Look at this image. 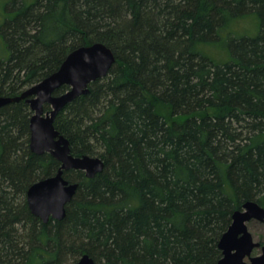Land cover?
Returning a JSON list of instances; mask_svg holds the SVG:
<instances>
[{"label":"trees","instance_id":"obj_1","mask_svg":"<svg viewBox=\"0 0 264 264\" xmlns=\"http://www.w3.org/2000/svg\"><path fill=\"white\" fill-rule=\"evenodd\" d=\"M0 95L17 96L77 47L107 44L109 73L56 118L104 169L63 219L32 213L31 184L61 162L30 149L33 110L0 108V264H217L248 200L264 206V0H9ZM253 16L254 33H237ZM221 44L218 61L201 46ZM68 88L64 86L58 92ZM50 109V105H45Z\"/></svg>","mask_w":264,"mask_h":264},{"label":"water","instance_id":"obj_2","mask_svg":"<svg viewBox=\"0 0 264 264\" xmlns=\"http://www.w3.org/2000/svg\"><path fill=\"white\" fill-rule=\"evenodd\" d=\"M116 62L113 50L103 42L82 45L72 50L60 68L26 88L17 96L0 95V108L9 103L26 100L33 115L30 120V149L37 153H51L61 162L59 170L51 176L35 181L27 191V201L33 214L44 222L51 218L63 219L67 204L79 187L65 177L68 170H83L93 178L104 169L102 157L90 154L75 155L68 137L56 127L59 112L76 97L90 92L91 82L106 76ZM64 86L68 88L58 92ZM49 104L50 109L45 105ZM264 221V206L248 200L233 214V221L219 241L222 257L217 264H264V244L249 230L248 222ZM256 248L262 252L253 255ZM249 259V261H248ZM74 264L98 263L89 254H84Z\"/></svg>","mask_w":264,"mask_h":264},{"label":"rangeland","instance_id":"obj_3","mask_svg":"<svg viewBox=\"0 0 264 264\" xmlns=\"http://www.w3.org/2000/svg\"><path fill=\"white\" fill-rule=\"evenodd\" d=\"M8 2L9 0H0V60H5L10 56V51L2 31L5 21L9 17V11L7 7ZM257 24L258 22L256 23V20L253 16H248L238 21L235 24L237 26L231 30L237 33H254L256 31ZM201 48L205 53L218 61H227L230 55L228 53L227 47L221 44L207 45L205 47L201 46ZM248 225L249 230L252 232L255 239L261 241L262 244H264V221L253 219L248 222ZM261 252L262 248H256L252 254L258 255Z\"/></svg>","mask_w":264,"mask_h":264},{"label":"flooded vegetation","instance_id":"obj_4","mask_svg":"<svg viewBox=\"0 0 264 264\" xmlns=\"http://www.w3.org/2000/svg\"><path fill=\"white\" fill-rule=\"evenodd\" d=\"M25 100V99H24ZM26 101V100H25Z\"/></svg>","mask_w":264,"mask_h":264}]
</instances>
